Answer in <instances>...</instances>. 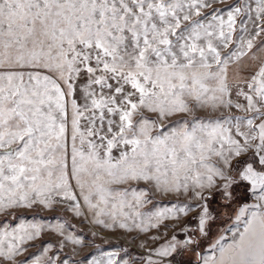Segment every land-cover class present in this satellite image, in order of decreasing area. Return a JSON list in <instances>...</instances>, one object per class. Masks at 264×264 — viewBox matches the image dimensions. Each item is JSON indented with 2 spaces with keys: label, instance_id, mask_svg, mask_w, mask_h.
<instances>
[{
  "label": "snow or ice",
  "instance_id": "6c2138e0",
  "mask_svg": "<svg viewBox=\"0 0 264 264\" xmlns=\"http://www.w3.org/2000/svg\"><path fill=\"white\" fill-rule=\"evenodd\" d=\"M0 218V264H264V0H0Z\"/></svg>",
  "mask_w": 264,
  "mask_h": 264
},
{
  "label": "rangeland",
  "instance_id": "374dc122",
  "mask_svg": "<svg viewBox=\"0 0 264 264\" xmlns=\"http://www.w3.org/2000/svg\"><path fill=\"white\" fill-rule=\"evenodd\" d=\"M233 0H228V3H232ZM167 200H163L162 203H167ZM29 217L33 215V213H27ZM44 218L51 219L52 217H63L68 220L71 224L75 225L76 229L80 234H83L89 242L92 241L91 232L92 231H100L98 228H93L88 224H81L78 219H73L70 213H64L63 211L55 213V212H42L40 214ZM2 219V218H0ZM103 239H97L94 241L95 245H99L101 250L107 251L112 250L114 248H127L130 253L136 255L140 252V249L137 245L140 243V239H137L135 243L132 242V236L135 235H126L122 231H118L115 234L109 233L105 230L103 233ZM51 239V237H44V240L47 241ZM54 242V241H53ZM42 243L41 241H37V244ZM36 249L34 248L33 251ZM95 252L94 246H89L88 248L83 249L82 251L78 250L76 253L72 252V247L68 246L64 249V254L62 255V259H69V264H75V262H81L84 260L89 253ZM124 255V253H122Z\"/></svg>",
  "mask_w": 264,
  "mask_h": 264
}]
</instances>
